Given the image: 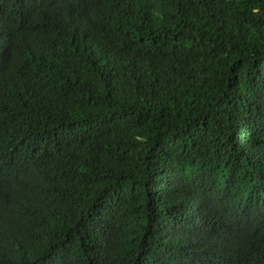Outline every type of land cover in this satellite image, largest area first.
<instances>
[{
    "label": "trees",
    "instance_id": "obj_1",
    "mask_svg": "<svg viewBox=\"0 0 264 264\" xmlns=\"http://www.w3.org/2000/svg\"><path fill=\"white\" fill-rule=\"evenodd\" d=\"M0 264H264V0H0Z\"/></svg>",
    "mask_w": 264,
    "mask_h": 264
}]
</instances>
